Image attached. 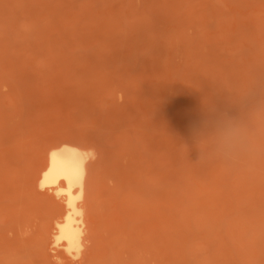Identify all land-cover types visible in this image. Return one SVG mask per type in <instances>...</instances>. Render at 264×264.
Instances as JSON below:
<instances>
[{"label": "rangeland", "instance_id": "obj_1", "mask_svg": "<svg viewBox=\"0 0 264 264\" xmlns=\"http://www.w3.org/2000/svg\"><path fill=\"white\" fill-rule=\"evenodd\" d=\"M59 140L96 152L80 264H264V0H0V264H76Z\"/></svg>", "mask_w": 264, "mask_h": 264}, {"label": "bare ground", "instance_id": "obj_2", "mask_svg": "<svg viewBox=\"0 0 264 264\" xmlns=\"http://www.w3.org/2000/svg\"><path fill=\"white\" fill-rule=\"evenodd\" d=\"M96 152L67 140L53 143L36 175L37 187L57 202L51 218L52 250L80 264L90 249L87 196Z\"/></svg>", "mask_w": 264, "mask_h": 264}]
</instances>
